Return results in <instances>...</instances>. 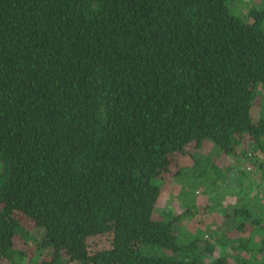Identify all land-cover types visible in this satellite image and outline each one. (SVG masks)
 <instances>
[{
  "label": "trees",
  "instance_id": "1",
  "mask_svg": "<svg viewBox=\"0 0 264 264\" xmlns=\"http://www.w3.org/2000/svg\"><path fill=\"white\" fill-rule=\"evenodd\" d=\"M232 9L0 0V264H264V5ZM207 140L235 164L178 166ZM166 174L187 211V181L236 195L221 240L158 207Z\"/></svg>",
  "mask_w": 264,
  "mask_h": 264
},
{
  "label": "rangeland",
  "instance_id": "2",
  "mask_svg": "<svg viewBox=\"0 0 264 264\" xmlns=\"http://www.w3.org/2000/svg\"><path fill=\"white\" fill-rule=\"evenodd\" d=\"M234 1V8L236 7L239 9L237 12L232 9L234 13L239 14L238 12L242 11L244 13H247L248 10L252 7L256 8H262L264 0H232ZM231 2V1H230ZM262 3V4H261ZM233 8V5H232ZM261 95L258 97L256 102L255 109L258 111V108H260V102H261ZM249 141L245 140L242 144L243 148L249 147ZM199 152L201 154L212 156V160L216 161L217 163H220L222 165H229V164H235V160L232 157H229L227 155H224L221 150L216 147L211 141H206L201 149H196L194 144H191L188 146V153L183 154H176L174 156L175 162L178 164L179 167H184L187 169H192V166L195 163V160L193 159V156H191V152ZM264 154H261L260 156H263ZM247 167H249L248 172L251 175H254L255 168L253 164L250 162H247ZM236 171L233 170L229 173V176L232 177V179L235 177ZM189 179V178H188ZM187 188H191L192 195L189 197L192 201H189L190 205L188 207V211L186 208L187 204H184L183 196H181V190L182 185L180 180L176 179L174 175L172 174H166L163 177L162 181V193L158 202V207L162 210L165 208H168L169 206L173 208L175 212H178L182 214L183 221L182 225L184 229L191 230L192 232H198L201 230L204 232V235L207 234H213L214 239H222V234L225 233L224 230H222L223 226V214L222 209H226L229 206L233 205L236 202V195L233 194V192H230L228 190H221L222 193H216V194H207L203 192V188L198 187V182L193 181H187ZM260 200V198H259ZM216 203H215V202ZM218 202V203H217ZM26 228L32 233L37 234L36 231V225L34 222L30 220L25 221ZM261 235H258L257 238H260ZM97 238V239H96ZM96 239V240H94ZM92 251H95L97 249L107 248L111 245V235H98L94 238H92ZM18 246L21 248H24L26 250H29V254H33L35 248V244L33 242L28 241L24 245V241L22 238L18 239ZM227 247L219 245L216 248L215 255L221 254ZM30 263V256L28 255L24 262L22 264H29ZM70 264H77L76 262H70Z\"/></svg>",
  "mask_w": 264,
  "mask_h": 264
}]
</instances>
